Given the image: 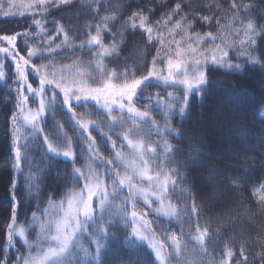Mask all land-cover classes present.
Listing matches in <instances>:
<instances>
[{"label": "snow or ice", "instance_id": "1", "mask_svg": "<svg viewBox=\"0 0 264 264\" xmlns=\"http://www.w3.org/2000/svg\"><path fill=\"white\" fill-rule=\"evenodd\" d=\"M73 2L31 0L25 6L17 5L14 0H0V17H31V24L25 30L0 34V81L9 80L5 69L6 63L11 61L14 71L8 86L11 88L15 85L16 93L14 111L8 117L13 153L11 167L19 174L24 171L22 164L29 165L26 190L38 198L39 189L38 185L33 184L32 161L28 151L32 142L43 136L40 147L46 146L47 153L71 161V172L66 173L69 184L66 185L65 195L60 198L55 193L49 195L45 206L37 204L36 210L31 213V227L36 230L34 238H30L24 226L18 225L19 185L16 179L11 181L13 203L6 223V247L0 264H108L104 256L118 254V250L109 247L110 241L117 240L115 232L110 231L113 215L119 216L124 226L131 229L124 233L125 244L135 249L137 242H147L154 254L153 264H204L202 257L208 254L209 245L206 241L211 239V229L200 226L203 205L196 201L205 197H211L213 201L227 198L221 218L243 214L252 219L256 211L264 213V190L259 193L258 208L244 207L245 200L237 194L244 176L237 172L232 163L218 169L200 158L201 148L198 144L186 158H182L183 149L165 140L166 170L157 166L153 172L151 161L156 158L159 145L147 142L148 134L144 132V126L150 123L159 132L161 125L147 107L141 110L134 101L138 92L142 91V86L147 87L146 82L152 78L165 84L183 85L185 91L178 107L183 117L188 108L189 93L193 89L203 91L202 86L208 83L203 66L209 61L218 67L241 70V64H234L229 59V50L237 48L249 63L264 67V57L255 54L258 38L264 41V22L257 21L252 3L241 0H229L227 5L220 0H127L106 9V14L94 29L92 24H87V37L77 45L70 35V21L66 25L53 20L54 34L47 32L44 26L53 9L72 5ZM93 5L92 10L99 14L100 0H89V7ZM25 7V11H14ZM259 11L264 17V7ZM225 20L227 23L223 22ZM204 25L215 27L216 31H197ZM137 30L146 35L147 44L154 47L159 45L151 58L150 69L146 74L137 75L126 62L123 66L110 68L105 58L115 56L119 60L125 33ZM105 32L112 36L111 43L105 44L102 36ZM165 32L171 39L165 38ZM56 37H62L59 43L54 42ZM18 40L23 41V48H20ZM217 40L220 43H216ZM85 47L92 52L86 65L78 57L73 58L74 51L66 56L64 54V49ZM54 54L60 55V61L67 58L71 63L58 61ZM158 62L166 65V75L163 67L158 69ZM192 65L196 67L190 75L189 68ZM30 75L35 76L38 86L34 87L29 81ZM30 96L35 98V107L30 105ZM167 97V102L159 94L156 97L157 104L165 113L163 131L182 138L181 132L172 127L169 118L172 111L177 109L174 93L168 92ZM89 101L95 105L91 111L78 112L75 109L77 104L87 109ZM57 105L66 108L68 119L74 124L72 136L64 131L65 125L59 121L56 122V128L61 135L46 132L42 126L43 117L48 112L55 114ZM116 127L121 129L120 133L112 132ZM76 129H79L78 136ZM93 130L101 133L111 145L114 155L105 156L101 152ZM81 141L86 148L80 151L87 155L91 163L86 164L77 159L76 145ZM234 159L247 163L249 157L237 153ZM189 161L207 167L208 184L205 191L195 185L182 188V193L191 200V204L185 202L181 208L172 202L169 185L174 191L177 180L186 183L195 178V174L193 177L181 175V169ZM221 177L225 183L217 182ZM140 200L149 208L154 204L159 205L154 208V212L169 220H180L182 216H187L185 223H189L195 217V234L192 235L190 229V240H184L182 229L180 235L175 232L168 235L170 244L164 239L157 240L152 221L146 219L148 213L137 210ZM113 209L116 211L113 212ZM137 220L141 221L139 226ZM260 231L264 232V225H261ZM85 238L94 245V250L85 246ZM17 239L23 244L24 251L17 248ZM241 240L243 243L238 257L233 246L228 244L225 245L223 258L219 262L213 260L211 264H254L246 254L249 240L243 233ZM259 243L264 247V239ZM13 249L16 250L15 258L9 260V252ZM259 259L260 264H264V251L259 254ZM119 264L140 262L130 256L120 260Z\"/></svg>", "mask_w": 264, "mask_h": 264}, {"label": "trees", "instance_id": "2", "mask_svg": "<svg viewBox=\"0 0 264 264\" xmlns=\"http://www.w3.org/2000/svg\"><path fill=\"white\" fill-rule=\"evenodd\" d=\"M120 2H127V0H100L101 8L99 14L94 13L92 7H89V0H74L72 5L62 6L59 9H53L51 14L47 16V23L44 25L47 32L54 34L55 25L53 20H59L61 23L69 24L70 21V35L75 39L78 45L81 40L86 39L88 28L87 24H92L93 29L96 24L100 22L103 15L106 14V9L110 6ZM221 3L227 5L229 0H220ZM244 3H252L254 5L257 21L264 22V17L260 15V9L264 7V0H241ZM39 18V17H38ZM227 23V21H223ZM31 24V17L25 15L23 17L16 16L14 18L5 19L0 17V34H11L17 31H23ZM34 30V28H33ZM197 31L208 32L216 31L215 27L204 25L203 28H197ZM105 44L112 42V36L105 32L102 33ZM166 39L167 32L164 33ZM62 37H56L55 43H59ZM155 40V35L153 36ZM179 39V37H177ZM216 43H220L219 40ZM20 48L24 47L22 40H18ZM147 37L144 33L137 30L135 32L125 33V42L122 45V50L119 53V60L115 56L105 58L108 66L116 67L123 66L126 62L128 66L135 71L137 75L146 74L151 67V58L155 55V47L147 44ZM211 47L210 44L207 45ZM167 47V44H165ZM175 47V45H173ZM75 52V57H78L86 65L92 57V52L87 47L84 49H64V54ZM25 54L26 53H22ZM258 57H264V41L258 38V48L255 53ZM57 55V60L60 61V55ZM174 55V53H173ZM229 59L235 64L242 65V69H229L227 67H218L210 61L203 66L206 72L208 83L203 87V91L197 92L195 89L188 96V108L183 117L178 112V107L181 98L185 91L183 85H173L171 83L165 84L161 80L152 78L146 82L147 87L142 86V91L138 92L136 106L141 110L146 107L152 112L153 118L161 125L159 132L146 124L144 132L148 134V143L159 145L157 148L156 158L151 161V168L154 172L159 166L162 170H166V156L164 149V141L167 140L173 145H179L183 152L182 158H186L193 147L197 144L201 148L200 158L208 163L214 164L216 168L223 169L227 164L232 163L236 166L237 172L244 176L241 181V187L238 190V195L245 200L244 207L258 208L259 193L264 190V67L259 64H251L246 57L241 56L237 48L229 50ZM62 63H71L70 59L64 58ZM158 69L163 67L164 74H167L166 65L158 62ZM195 65L189 68V74L195 69ZM6 72L8 74V81H0V259H3V250L6 247V223L10 215V208L12 205L10 183L13 179L18 181L17 195L20 201V208L18 211V225L24 226L30 233V238H34L35 229L31 227V213L36 210L37 204L41 207L45 206L46 198L55 193L57 198L63 197L67 191L66 185L69 181L66 179V173L71 172V161L62 158V156H54L46 152V146L40 147L43 141V136L32 142L28 149L31 156V172L33 174V184L38 185L39 196L34 198L31 193L27 192V185L25 179L28 175L29 165L22 164L24 171L16 173L12 169L13 153L11 143V125L8 117L14 111L15 101V85L11 88L8 86L11 83L13 75V68L11 61L6 63ZM29 81L36 87L37 82L35 76L30 75ZM173 92L175 96L174 103L177 109L173 110L170 115L171 125L178 129L182 138L175 137V134L166 133L163 131V123L165 113L157 104V94L168 101L167 93ZM35 98L30 96V105L35 107ZM86 109L82 104H77L75 109L78 112L86 110L91 111L95 105L94 102H88ZM69 114L66 108L57 105L55 114L52 112L46 113L43 117V127L46 132L61 135L62 133L56 128V122L65 125L64 131L68 135H73L74 124L68 119ZM107 131V126H105ZM113 133H120L119 127L112 129ZM77 136L79 129H76ZM93 135L96 137L100 145L101 152L105 156L114 155L111 145L107 143L101 133L93 130ZM114 139H117L113 135ZM76 137H74V140ZM120 141L118 140V145ZM23 144V141H21ZM86 148V145L81 141L76 145L77 159L88 164L87 155L81 153L80 149ZM125 150L127 146L125 145ZM239 153L242 156H247L249 159L247 163L243 160L234 159V155ZM151 155V154H150ZM207 167H201L198 162L189 161L187 166L181 169V175L187 174L188 177L194 179L187 180L182 183L177 180L175 190L169 185V195L172 196V202L178 204L181 208L184 207L185 202L189 205L191 200H188L186 195L182 193L181 189L190 185H195L201 191L206 190L208 184ZM218 183H225L223 177L219 178ZM147 186V182H145ZM36 191V188L33 189ZM225 200L213 201L211 197L198 199L196 202L203 205L200 213L199 224L201 227L207 226L211 229V239L206 241L208 243V254L203 256L204 264H211L213 260L219 262L223 258L225 245L231 244L239 256V248L243 241L241 234L249 240L246 245V254L254 264H260L259 254L264 251L259 241L264 239V232L260 231L261 225H264V213L256 211L254 218L249 219L247 216L241 214L240 216H224L221 214L224 211ZM119 202V201H117ZM167 203V201H165ZM154 204L152 209L156 208ZM138 211L147 212L146 219L152 221V227L156 230L157 240L164 239L168 244L171 241L168 235L171 232L181 234L184 240H190L189 231L195 234V217L191 218L189 223L187 216H182L180 220H169L162 215H156L151 211L143 200H140L137 205ZM116 211L113 209V212ZM113 224L110 226V231H114L117 240L110 241L109 247L113 250H118L115 256L106 254L104 259L108 264H119L120 260H126L130 256L139 260L140 264H153L154 254L152 250L145 244L137 242V248L133 249L124 243V233L130 232V228H126L119 216L113 215ZM206 220L208 223L206 224ZM138 221V220H137ZM141 222V221H140ZM17 248L24 251V246L17 239ZM85 246L90 250H94V245L85 238ZM191 246V244H190ZM15 249L9 252V260H14ZM171 251V249H169ZM234 257V259L236 258Z\"/></svg>", "mask_w": 264, "mask_h": 264}, {"label": "rangeland", "instance_id": "3", "mask_svg": "<svg viewBox=\"0 0 264 264\" xmlns=\"http://www.w3.org/2000/svg\"><path fill=\"white\" fill-rule=\"evenodd\" d=\"M14 2L17 4V5H20V4H23V5H25V6H27V4L28 3H30L31 2V0H14ZM17 10H19V11H25L26 10V7H25V9H14V11H17ZM30 95V94H29ZM136 100H137V97L135 98V101L134 102H136ZM75 103V102H74ZM125 115H127V113L125 112ZM63 158V157H62ZM65 159V158H64ZM159 205H157V207H158ZM151 211H154V209H152L151 208ZM115 212V211H114ZM141 222L138 220L137 221V226H139V224H140ZM156 238H158L157 236H156ZM142 244H145V245H147V242H144V243H142ZM148 246V245H147ZM149 247V246H148ZM150 250H151V248H149Z\"/></svg>", "mask_w": 264, "mask_h": 264}]
</instances>
